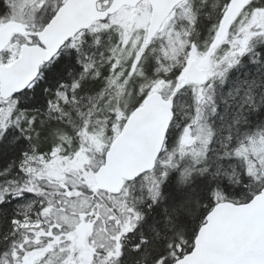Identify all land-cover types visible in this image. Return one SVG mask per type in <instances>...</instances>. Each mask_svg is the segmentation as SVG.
Masks as SVG:
<instances>
[{"label":"snow or ice","instance_id":"6c2138e0","mask_svg":"<svg viewBox=\"0 0 264 264\" xmlns=\"http://www.w3.org/2000/svg\"><path fill=\"white\" fill-rule=\"evenodd\" d=\"M0 264H264V0H0Z\"/></svg>","mask_w":264,"mask_h":264}]
</instances>
